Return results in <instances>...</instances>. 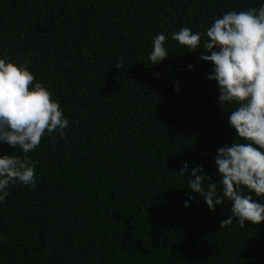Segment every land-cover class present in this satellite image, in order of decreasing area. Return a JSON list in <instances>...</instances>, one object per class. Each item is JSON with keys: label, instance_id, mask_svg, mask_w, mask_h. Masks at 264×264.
Listing matches in <instances>:
<instances>
[{"label": "trees", "instance_id": "1", "mask_svg": "<svg viewBox=\"0 0 264 264\" xmlns=\"http://www.w3.org/2000/svg\"><path fill=\"white\" fill-rule=\"evenodd\" d=\"M261 2L0 0V55L27 61L69 123L27 153L35 188L0 203V264H264V221L220 229L230 201L184 206L182 162L219 180L213 156L235 131L203 49L171 38ZM157 32L169 55L151 64Z\"/></svg>", "mask_w": 264, "mask_h": 264}, {"label": "clouds", "instance_id": "2", "mask_svg": "<svg viewBox=\"0 0 264 264\" xmlns=\"http://www.w3.org/2000/svg\"><path fill=\"white\" fill-rule=\"evenodd\" d=\"M171 38L188 52L203 49L198 58L211 62L206 78L215 80L217 106L228 113L227 125L235 131L232 142L219 146L213 156L219 180H213L203 164L190 168L188 161L182 162L177 172L182 177L188 173L192 190L185 193L184 206L195 201L194 194L210 211L230 201V214L219 221L220 229L234 220L242 226L246 221L258 224L264 221V0L258 7L226 11L201 30L181 27ZM166 39L164 32L153 35L148 53L151 64L169 55ZM173 87L178 91L179 81ZM52 96L45 84L35 79L27 61L0 55V143L13 149L0 153V203L10 185L35 188L38 176L27 153L42 137L55 140V133L59 140L66 139L69 123Z\"/></svg>", "mask_w": 264, "mask_h": 264}]
</instances>
